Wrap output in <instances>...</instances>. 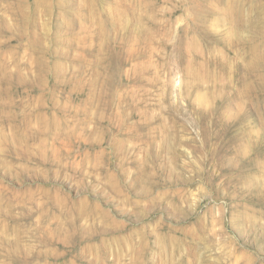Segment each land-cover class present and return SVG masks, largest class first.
Returning a JSON list of instances; mask_svg holds the SVG:
<instances>
[{
    "label": "rangeland",
    "instance_id": "374dc122",
    "mask_svg": "<svg viewBox=\"0 0 264 264\" xmlns=\"http://www.w3.org/2000/svg\"><path fill=\"white\" fill-rule=\"evenodd\" d=\"M0 264H264V0H0Z\"/></svg>",
    "mask_w": 264,
    "mask_h": 264
}]
</instances>
